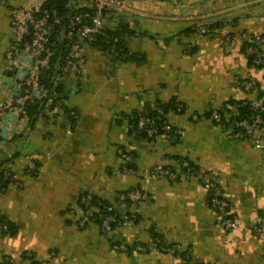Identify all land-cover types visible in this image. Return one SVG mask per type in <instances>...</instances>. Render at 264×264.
Segmentation results:
<instances>
[{"label": "crops", "instance_id": "1", "mask_svg": "<svg viewBox=\"0 0 264 264\" xmlns=\"http://www.w3.org/2000/svg\"><path fill=\"white\" fill-rule=\"evenodd\" d=\"M43 1L0 0V102L19 75L5 57L11 11ZM72 1L77 8L91 0ZM231 17L239 19L213 30L203 24ZM121 20L133 30L121 39L136 59L82 43L84 61L78 72L59 76L62 100L48 115H2L0 171L12 177L0 186V219L16 231L0 236V264L4 255H14L13 264H264V148L229 137L206 115L232 98L264 102V67L248 63L242 51L250 36L264 35V0H161L104 12L105 28ZM21 59L20 68L30 65ZM239 79L254 81L256 92L242 90ZM172 99L184 106L167 111L173 132L148 138L132 130L140 101ZM66 108L77 116L70 120ZM123 154L132 159L125 163ZM180 159L216 176L234 229L216 222L206 188L197 175L181 174ZM153 167L177 177L145 175ZM131 191L144 196L121 199ZM83 192L108 201L118 224L104 232L94 221L82 224ZM153 236L177 250L136 249Z\"/></svg>", "mask_w": 264, "mask_h": 264}, {"label": "built area", "instance_id": "2", "mask_svg": "<svg viewBox=\"0 0 264 264\" xmlns=\"http://www.w3.org/2000/svg\"><path fill=\"white\" fill-rule=\"evenodd\" d=\"M126 0H91L87 5L89 9L84 12H70L68 14H59L56 10L43 9L40 7L25 8L18 7L11 11L10 23L13 29V36L6 48L5 57L11 66L16 67L19 75L14 77L12 81V89L9 99L0 102V123L2 115L10 112L23 118L27 116V105L35 100H44L43 110L40 117L48 115L53 109L50 105L53 97L48 93V87L40 81V70L49 67V45L52 41L61 43L67 39H71L70 48L62 63L56 64V69L62 74L76 73L79 70L84 57L81 54L82 43H90L104 29V12L107 9H115L117 11H125L127 9ZM76 8V7H75ZM54 38V40H53ZM73 39V40H72ZM107 50L113 55L117 53L115 41L118 37L110 39L108 35L103 37ZM249 45L245 49L246 55L254 56L255 65L264 66V35L255 34L248 38ZM123 55H126L123 53ZM23 58H28L29 66H21ZM53 87L59 81V76L53 77ZM238 85L247 93L256 92L257 88L251 79H239ZM233 99V98H232ZM226 100L221 109L212 110L210 118L231 138L250 141L259 149L264 148V102L257 96L255 99H234L240 100L239 103ZM178 110L184 106L178 100H175ZM145 103L140 101V109L136 121V129L143 131L146 137H154L160 134L169 135L174 128L168 121L166 114L162 108L156 103H151L149 109H145ZM242 106H248L250 113L245 116H239ZM154 112L155 115H151ZM72 118L77 116L75 111H70ZM197 119V115H192ZM67 133L70 132L68 128ZM181 132V131H180ZM124 162L132 159L131 155L123 154ZM33 167V165H32ZM34 168V167H33ZM123 170L128 171L126 166ZM6 176L12 177L8 169L4 170ZM181 174L197 175L200 182L204 185L208 192V205L215 213V220L226 230H232L236 227V216L231 208L228 199L224 196L221 186L216 176L210 171H199L187 162L182 163ZM145 175L157 177L167 176L170 179L177 177L172 170L162 167H153L148 170ZM88 193L82 196L86 209L83 212L81 223L84 224L93 221L97 209L89 205ZM144 195L139 192H128L121 195L123 198H131L132 200L142 198ZM106 213L102 219L101 227H106L109 222L117 218L111 204L104 206ZM6 230V225L0 222V235ZM158 240L146 245H138L136 249L142 252L166 251L174 252L176 246L163 245L157 248ZM119 249L125 250L122 244L117 246ZM31 256V254H27ZM14 255H8L6 258L8 263L13 264ZM42 264V263H40ZM196 264V263H192Z\"/></svg>", "mask_w": 264, "mask_h": 264}, {"label": "trees", "instance_id": "3", "mask_svg": "<svg viewBox=\"0 0 264 264\" xmlns=\"http://www.w3.org/2000/svg\"><path fill=\"white\" fill-rule=\"evenodd\" d=\"M43 9H48V10H56L57 13L59 14H68L70 12H84L85 10L89 9L87 6H83V7H77L75 8V5L73 4L72 0H44L43 3L40 6V10ZM108 10V9H107ZM106 10V11H107ZM110 10V9H109ZM239 19V17H231L229 20H224V19H220V20H206L205 24L207 26V28L209 30H213L217 27H221L225 22H229L231 24H234L237 20ZM194 25H190L186 28H184L182 30V32L186 33L189 31H192L194 28ZM133 33V30L129 27V24L125 21H120L118 23V26L115 29H108L105 28L99 35H97L94 38V41L91 42L92 45L94 46H98L101 47L103 49L107 50V45L105 44L103 37L105 35H108L110 37L111 40H113L114 37H118V40L114 42L116 49H117V53L113 54L112 56L116 59H128V58H132V59H136V56L133 55H129V53L127 52V50L124 48V44L122 42V36L124 34H131ZM152 36H155L153 34H151ZM54 40V38H53ZM73 40V39H72ZM71 39H67L65 41H62L61 43H57L52 41V43L49 45V67L46 69H41L40 70V81L42 83H44L47 87H48V93L50 96L53 97V102L50 105L51 108L55 107V105L60 102L62 100V87H61V83L58 81L57 85L55 87H53L52 83H53V77L54 76H61L62 73L60 71H58L56 69V64L57 63H62L66 57V55L68 54L69 48H70V44H71ZM249 45L248 41H245L242 47V51L245 55V57L248 60V63L257 66V67H264L263 65H255L254 64V56L253 55H246L245 54V49L246 47ZM126 54V55H123ZM256 85V84H255ZM44 100L45 99H41V100H35L33 103H29L26 107L27 109V116L30 119H35L37 117L40 116V113L43 110V106H44ZM230 101L232 102H236L239 103L240 100H234L231 99ZM157 105H159L163 112L165 114H167V111L169 109L178 111V112H182L183 109L178 110L175 104V99H172L171 101H169L166 104H162V103H156ZM150 103H145V109H149L150 107ZM71 111V109L66 108L65 109V115L72 120V116L69 114V112ZM248 113H250V108L248 106H242L241 110H240V115L239 116H245ZM138 114H139V110L130 117V123H131V127L132 130H135L137 132V134L139 136H144L146 137V134L143 131H139L136 129V121L138 118ZM151 115H155L154 112H151ZM207 116H210V112L206 114ZM148 138H152V137H148ZM183 162H187L188 165L193 166L191 163H189L188 161L184 160V159H180V163ZM127 166H130L129 163L126 164ZM126 166V167H127ZM195 169L196 167L193 166ZM165 168V167H164ZM165 169H169L172 170L171 168H165ZM173 171V170H172ZM10 180V177L6 176V174L4 173V170L0 171V186L6 185ZM88 193L87 192H83L79 197H78V203L79 205L82 207L83 210L86 209V206L84 204V202L81 200L82 196H86ZM110 203L108 201H106L105 199H102L100 197H96L94 195H90L89 196V205L92 207H95L97 209V211L95 212L94 215V219L93 221L96 222L100 229L104 232L107 231L109 229H112L114 226H116L118 224L119 219L116 218L114 221H111L108 223V225L106 227H101L102 224V219L105 215V213L107 212L105 207L106 205H109ZM0 222L4 225H6V230L3 231L1 233V235H5V234H10L13 235L16 231L15 226L10 223L7 220L4 219H0ZM0 235V236H1ZM154 241L158 240L157 242V248H161L163 247V245H167V246H176V248L178 247L175 244H165L159 237L157 236H153ZM175 248L174 251H176L177 249ZM8 257V255H4L3 256V262L2 264H11L8 263L6 258ZM186 264H190L189 261H186ZM200 264V263H199Z\"/></svg>", "mask_w": 264, "mask_h": 264}, {"label": "rangeland", "instance_id": "4", "mask_svg": "<svg viewBox=\"0 0 264 264\" xmlns=\"http://www.w3.org/2000/svg\"><path fill=\"white\" fill-rule=\"evenodd\" d=\"M167 1H178V0H167ZM145 2H150V1H145ZM145 2H132V1H127L126 5H131L132 3H145Z\"/></svg>", "mask_w": 264, "mask_h": 264}, {"label": "water", "instance_id": "5", "mask_svg": "<svg viewBox=\"0 0 264 264\" xmlns=\"http://www.w3.org/2000/svg\"><path fill=\"white\" fill-rule=\"evenodd\" d=\"M126 1H132V2H145V1H161V0H126Z\"/></svg>", "mask_w": 264, "mask_h": 264}]
</instances>
